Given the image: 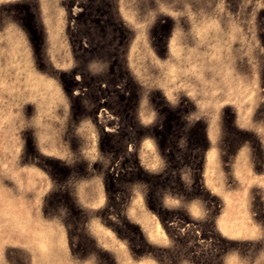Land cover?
Segmentation results:
<instances>
[{
	"label": "rangeland",
	"instance_id": "obj_1",
	"mask_svg": "<svg viewBox=\"0 0 264 264\" xmlns=\"http://www.w3.org/2000/svg\"><path fill=\"white\" fill-rule=\"evenodd\" d=\"M0 264H264V0H0Z\"/></svg>",
	"mask_w": 264,
	"mask_h": 264
},
{
	"label": "bare ground",
	"instance_id": "obj_2",
	"mask_svg": "<svg viewBox=\"0 0 264 264\" xmlns=\"http://www.w3.org/2000/svg\"><path fill=\"white\" fill-rule=\"evenodd\" d=\"M41 25H42V24H41ZM13 37H14V36H13ZM234 102H235V101H234ZM22 104H23V103H22ZM7 117H8V115H7ZM11 117H12V116H11ZM13 119H14V118H13ZM5 121H6V120H5ZM12 124H13V123H12ZM15 127H16V126H15ZM8 128H10V127H8ZM1 130H2V128H1ZM15 130H16V129H15ZM19 130H20V129H19ZM17 131H18V130H17ZM19 132H20V131H19ZM9 133H10V132H9ZM10 138H11V137H10ZM13 138H14V137H13ZM15 140H16V139H15ZM11 141H12V143L14 142L12 139H11ZM17 141H18V140H17ZM17 141H16V142H17ZM42 141H43V140H42ZM44 142H45V141H44ZM3 143H6V142H3ZM17 143H19V142H17ZM6 144H7V143H6ZM9 144H10V143H9ZM9 144H8V145H9ZM11 145H12V144H11ZM14 145H15V143H14ZM14 145H13V146H14ZM15 147H17V146H15ZM13 149H14V148H13ZM10 150H11V149H10ZM17 151H18V150H17ZM8 152H9V151H8ZM6 153H7V152H6ZM11 153H12V151L10 152V155H11ZM14 155H15V154H14ZM13 158H14V157H13ZM13 158H12V159H13ZM14 159H16V158H14ZM47 207H48V206H47ZM237 221H238V220H237ZM156 229H157V228H156Z\"/></svg>",
	"mask_w": 264,
	"mask_h": 264
}]
</instances>
